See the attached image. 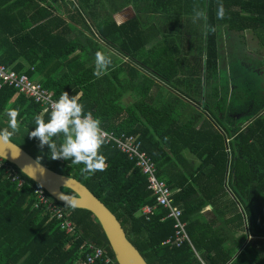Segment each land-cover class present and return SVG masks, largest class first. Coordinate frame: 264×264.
I'll use <instances>...</instances> for the list:
<instances>
[{
  "label": "trees",
  "instance_id": "1",
  "mask_svg": "<svg viewBox=\"0 0 264 264\" xmlns=\"http://www.w3.org/2000/svg\"><path fill=\"white\" fill-rule=\"evenodd\" d=\"M196 2L163 0L158 10L176 20L179 11H195ZM88 3L0 0V61L39 82L55 100L61 92H79V102L102 130L139 136L158 178L174 191L191 244L163 245L175 234L164 208L148 219L140 215L156 200L146 176L125 154L104 142L100 152L106 166L94 174L70 160L52 159L47 145L27 135L41 106L8 86L0 89V128L6 127L7 110L16 108L17 130L8 139L42 165L86 186L116 216L147 264H264V112L241 130L227 129L220 124L224 113L213 111L223 108L215 103L219 97L215 91L211 101L207 89L208 77H217L218 30L263 36L264 0H204L205 17L199 19L204 44L197 63L167 39L148 49L152 30L138 18L118 25L112 17L89 14ZM97 51L111 61L99 76L93 74ZM15 169L26 181L21 188L0 168V264H81L91 253L86 243L104 248L117 264L89 211L60 203L77 226L74 235H66L55 218L34 208V188L40 186Z\"/></svg>",
  "mask_w": 264,
  "mask_h": 264
},
{
  "label": "built area",
  "instance_id": "2",
  "mask_svg": "<svg viewBox=\"0 0 264 264\" xmlns=\"http://www.w3.org/2000/svg\"><path fill=\"white\" fill-rule=\"evenodd\" d=\"M4 86L15 89L30 99H33L42 108V114L48 113L53 103L54 95L50 91L43 88L39 83L33 82L26 74H19L12 68L4 65L0 61V89ZM104 141L107 146L125 154L129 160L136 163V167L140 169L142 174L146 176L148 181V189L152 192L156 200L154 206H145L141 209L140 215L147 219L153 216L159 207L167 211L166 219L174 221L175 234L172 238L163 243L164 246L180 248L186 243L191 244L189 234L187 232V224L183 221V210L175 204L172 191L165 181L158 178V170L155 162L149 155L143 151L142 143L139 136L122 134L120 136L113 133L103 131ZM0 158V168L6 169V176L10 181L21 188L26 184L25 179L15 169L11 163H4ZM34 208L48 213L55 218L60 229L66 235H74L77 231L76 224L68 218V211L59 202L54 200L42 187L34 188L33 192ZM87 249L91 252L87 255L86 261L81 264H94L97 261L105 264H112L113 259L108 252L101 247L92 243H86Z\"/></svg>",
  "mask_w": 264,
  "mask_h": 264
},
{
  "label": "clouds",
  "instance_id": "3",
  "mask_svg": "<svg viewBox=\"0 0 264 264\" xmlns=\"http://www.w3.org/2000/svg\"><path fill=\"white\" fill-rule=\"evenodd\" d=\"M201 13L196 12L199 17ZM217 16H223L222 6L217 10ZM110 59L100 51L95 53L93 74L99 76L110 65ZM80 93L69 96L61 92L48 110L47 119L42 114L34 116V129L28 131V136L37 138L41 147L47 145L52 159H64L72 164L83 165L81 171L94 174L105 169V157L100 152L104 141V133L100 121L89 111H85L79 102ZM6 127L0 128V141H6L17 130L18 110L12 108L6 112ZM61 139L59 144L53 138Z\"/></svg>",
  "mask_w": 264,
  "mask_h": 264
},
{
  "label": "rangeland",
  "instance_id": "4",
  "mask_svg": "<svg viewBox=\"0 0 264 264\" xmlns=\"http://www.w3.org/2000/svg\"><path fill=\"white\" fill-rule=\"evenodd\" d=\"M219 37L217 77H208L207 89L211 90V101L216 91L223 107L213 110L224 113L220 124L241 130L264 112V35L220 28ZM125 102L129 103L130 98Z\"/></svg>",
  "mask_w": 264,
  "mask_h": 264
},
{
  "label": "water",
  "instance_id": "5",
  "mask_svg": "<svg viewBox=\"0 0 264 264\" xmlns=\"http://www.w3.org/2000/svg\"><path fill=\"white\" fill-rule=\"evenodd\" d=\"M0 158L17 167L57 202L89 211L100 224L117 264H147L128 240L116 216L86 186L42 165L9 139L0 141ZM63 189L70 190L74 195L63 192Z\"/></svg>",
  "mask_w": 264,
  "mask_h": 264
},
{
  "label": "crops",
  "instance_id": "6",
  "mask_svg": "<svg viewBox=\"0 0 264 264\" xmlns=\"http://www.w3.org/2000/svg\"><path fill=\"white\" fill-rule=\"evenodd\" d=\"M162 2L163 0H89L88 4L90 8L87 11L97 18L112 17L118 25L138 18L143 27L152 30L151 40L147 46L148 49L157 46L158 43L167 39L171 47L174 48L178 45L180 49L190 53L189 56L191 61L196 63L199 62V50L204 44L201 34L204 35L205 32L202 22L199 21V19L204 20L205 17L204 0L203 2L197 0V2L194 3V5L197 6L195 11L186 13H184V10L179 11L180 17L176 20H170L166 14L158 10ZM170 7H174L173 3ZM171 12L173 13V11ZM196 12L201 13V15L196 17ZM219 38L218 30V49L220 45ZM31 70L33 71L34 69L32 68ZM217 102L218 100L215 103ZM197 110H199V108H197ZM187 158L192 163H196L197 161L191 155H187ZM206 211H211V207H208ZM246 234L249 235V232L247 231ZM248 241L249 237L244 245H246ZM235 247L236 246L232 248Z\"/></svg>",
  "mask_w": 264,
  "mask_h": 264
}]
</instances>
